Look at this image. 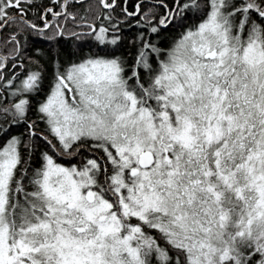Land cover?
Instances as JSON below:
<instances>
[{
	"label": "snow or ice",
	"instance_id": "snow-or-ice-1",
	"mask_svg": "<svg viewBox=\"0 0 264 264\" xmlns=\"http://www.w3.org/2000/svg\"><path fill=\"white\" fill-rule=\"evenodd\" d=\"M0 264H264V0H0Z\"/></svg>",
	"mask_w": 264,
	"mask_h": 264
},
{
	"label": "trees",
	"instance_id": "trees-1",
	"mask_svg": "<svg viewBox=\"0 0 264 264\" xmlns=\"http://www.w3.org/2000/svg\"><path fill=\"white\" fill-rule=\"evenodd\" d=\"M146 2H147V0H146Z\"/></svg>",
	"mask_w": 264,
	"mask_h": 264
}]
</instances>
